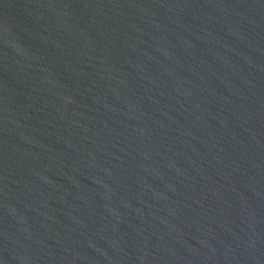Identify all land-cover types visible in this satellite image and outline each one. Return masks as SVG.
Here are the masks:
<instances>
[{"label":"water","instance_id":"95a60500","mask_svg":"<svg viewBox=\"0 0 264 264\" xmlns=\"http://www.w3.org/2000/svg\"><path fill=\"white\" fill-rule=\"evenodd\" d=\"M0 264H264V0H0Z\"/></svg>","mask_w":264,"mask_h":264}]
</instances>
